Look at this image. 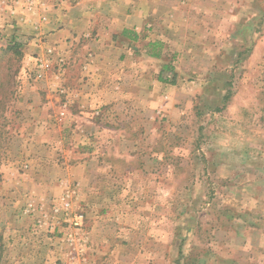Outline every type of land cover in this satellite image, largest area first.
I'll return each instance as SVG.
<instances>
[{
	"label": "rangeland",
	"instance_id": "obj_1",
	"mask_svg": "<svg viewBox=\"0 0 264 264\" xmlns=\"http://www.w3.org/2000/svg\"><path fill=\"white\" fill-rule=\"evenodd\" d=\"M74 2L0 0V264H264V0L93 79L91 35L46 38ZM86 79L115 95L80 119Z\"/></svg>",
	"mask_w": 264,
	"mask_h": 264
},
{
	"label": "crops",
	"instance_id": "obj_2",
	"mask_svg": "<svg viewBox=\"0 0 264 264\" xmlns=\"http://www.w3.org/2000/svg\"><path fill=\"white\" fill-rule=\"evenodd\" d=\"M202 1L76 0L71 4L48 5V19H45L47 21L45 27L48 29L46 38L62 49L67 43L72 44L85 33L91 35L87 44L93 52V59L90 60L89 68L86 67V71L88 69L89 72L85 73L86 71H84L83 73L80 69V73L84 77L93 79L100 76L99 74L103 71L109 73L111 78L112 76H133L139 71L143 74L145 70H137L135 67L138 60L161 59L166 53L167 43H171L172 39L181 37V32L183 36L189 38L197 37L192 32L197 28L195 18L192 15L215 10V8L208 9L209 0ZM46 21L41 22V24ZM125 33L128 35L126 36ZM155 45L161 46L160 49L153 51ZM110 60L118 63V68L112 70L113 67H110V71H108L109 65L107 66V63H110ZM127 65L133 70H130ZM124 67L127 68L124 69ZM146 71L150 75V72ZM84 84L80 86L79 92L76 90L77 96L84 99L80 101V98L79 102L77 101L78 112L82 115H77L80 119L87 114L98 113L101 108L106 109L105 105L113 103L112 100H108L115 95L108 90L107 85L93 86L87 79ZM131 85L133 84L131 83ZM128 88L129 91L132 89L130 85ZM92 93L93 95H91ZM72 94L73 91H71L70 96ZM88 96L94 102H90ZM65 108L68 110L70 104H67ZM82 110L90 111L85 114ZM92 110L94 112L91 113Z\"/></svg>",
	"mask_w": 264,
	"mask_h": 264
},
{
	"label": "trees",
	"instance_id": "obj_3",
	"mask_svg": "<svg viewBox=\"0 0 264 264\" xmlns=\"http://www.w3.org/2000/svg\"><path fill=\"white\" fill-rule=\"evenodd\" d=\"M156 46V45H155ZM165 69H168L167 67ZM160 79V78H159ZM161 81H164V79H161Z\"/></svg>",
	"mask_w": 264,
	"mask_h": 264
}]
</instances>
